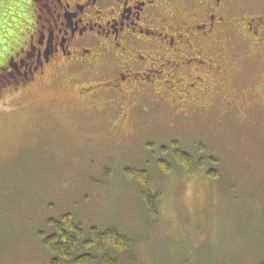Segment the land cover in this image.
Here are the masks:
<instances>
[{
	"label": "rangeland",
	"instance_id": "rangeland-1",
	"mask_svg": "<svg viewBox=\"0 0 264 264\" xmlns=\"http://www.w3.org/2000/svg\"><path fill=\"white\" fill-rule=\"evenodd\" d=\"M30 2L0 0V69L25 39ZM249 82L238 81L250 101L241 112L227 115L215 102L191 117L158 99L121 118L116 104L84 102L76 82L47 79L4 92L0 264H54L59 257L44 238L53 233L50 221L67 213L86 232L130 236L134 247L121 264H257L264 258V104L252 91L250 98L257 85ZM171 142L215 162L194 175L180 168L165 175L158 160L164 146L171 158ZM141 169L161 194L156 219L128 173Z\"/></svg>",
	"mask_w": 264,
	"mask_h": 264
},
{
	"label": "flooded vegetation",
	"instance_id": "flooded-vegetation-1",
	"mask_svg": "<svg viewBox=\"0 0 264 264\" xmlns=\"http://www.w3.org/2000/svg\"><path fill=\"white\" fill-rule=\"evenodd\" d=\"M30 7L25 39L0 69V96L49 79L78 83L84 102L116 104L121 118L158 99L185 117L215 102L228 115L249 106L242 79L257 85L249 96L264 104V0H32Z\"/></svg>",
	"mask_w": 264,
	"mask_h": 264
},
{
	"label": "trees",
	"instance_id": "trees-1",
	"mask_svg": "<svg viewBox=\"0 0 264 264\" xmlns=\"http://www.w3.org/2000/svg\"><path fill=\"white\" fill-rule=\"evenodd\" d=\"M171 158H168V147H162L158 160L160 170L169 175L176 168H180L188 175H194L199 167H204L207 162L214 163V157L208 159H196L189 152L178 147L176 142L171 143ZM129 176L136 179L140 185L142 201L146 205L148 214L156 219L161 194L152 187L150 173L146 169L128 171ZM216 171H210L211 177H217ZM53 233L44 238V245L58 259H54V264H59L60 260L65 264H121L124 253L132 250L134 242L130 236L115 228L99 229L92 227L88 232L82 227L75 217L64 214L59 220H51ZM78 250L81 254L76 255ZM257 264H264V258Z\"/></svg>",
	"mask_w": 264,
	"mask_h": 264
}]
</instances>
